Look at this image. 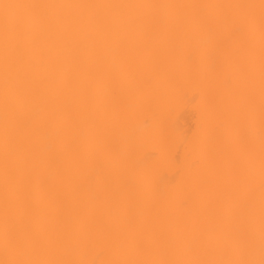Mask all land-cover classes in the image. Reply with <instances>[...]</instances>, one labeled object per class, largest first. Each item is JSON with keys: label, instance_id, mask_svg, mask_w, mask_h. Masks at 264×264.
<instances>
[{"label": "bare ground", "instance_id": "1", "mask_svg": "<svg viewBox=\"0 0 264 264\" xmlns=\"http://www.w3.org/2000/svg\"><path fill=\"white\" fill-rule=\"evenodd\" d=\"M0 264H264V0H0Z\"/></svg>", "mask_w": 264, "mask_h": 264}]
</instances>
